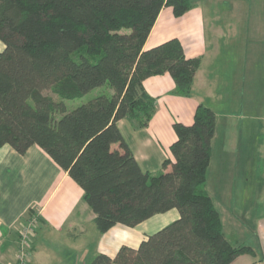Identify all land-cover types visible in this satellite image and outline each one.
<instances>
[{
    "label": "trees",
    "instance_id": "1",
    "mask_svg": "<svg viewBox=\"0 0 264 264\" xmlns=\"http://www.w3.org/2000/svg\"><path fill=\"white\" fill-rule=\"evenodd\" d=\"M165 7L180 17L192 0H0V147L43 148L84 190L101 233L179 212L137 248L99 253L90 264H231L254 254L229 242L205 190L211 107L200 104L191 125L174 124L173 158L164 161L172 168L159 174L141 168L119 128L122 119L147 127L154 116L156 99L143 86L149 77L169 73L175 93L191 94L201 58L187 57L178 38L144 47ZM106 84L112 95L67 109L64 101Z\"/></svg>",
    "mask_w": 264,
    "mask_h": 264
},
{
    "label": "crops",
    "instance_id": "2",
    "mask_svg": "<svg viewBox=\"0 0 264 264\" xmlns=\"http://www.w3.org/2000/svg\"><path fill=\"white\" fill-rule=\"evenodd\" d=\"M217 1L230 5V9L247 11L249 8L246 3L238 6L240 0ZM256 1L259 3L257 10L264 11V0ZM212 4L215 5L214 1ZM204 11L203 6L193 5L184 15L176 17L171 7H165L144 46L149 49L178 38L187 57L201 58L191 94L175 93L176 85L169 73L149 77L143 86L156 99V112L148 126L140 127L129 119L120 120L118 125L144 171L152 174L170 171L172 165L165 168L164 161L173 158L171 145L177 139L174 124L191 125L200 104L211 107L216 113V128L208 175L211 172L214 176L215 157L220 162L224 159V168L222 179L213 184L212 190L206 182L205 190L219 210L229 242L234 246H250L254 251V254L238 256L231 264H264V134L251 132V127H247L250 123L245 121L242 112L245 107L257 105L262 98L264 55L258 42L262 43L264 37L262 31L258 32L259 36L255 31L254 37L249 36L252 44H248L245 37L241 52L229 55L221 54L217 37L218 32L221 33L217 29L222 27L262 29L264 17L261 15V20L254 22L234 20L235 24L212 25L209 34ZM4 47L0 40V52ZM253 205L258 206L253 208ZM168 212L173 218L178 217L175 209ZM35 213L39 214L38 230L29 264H89L99 253L114 256L121 246L130 245L126 242L130 236L141 243L152 235L136 229L147 220L136 227L117 224L101 233L95 224L96 214L84 200V190L43 148L33 145L20 154L10 145H4L0 147V223L3 231L0 264L15 263L20 231ZM244 220L251 221L249 226ZM88 225L96 227L90 241ZM115 230H119L123 240L103 247L104 237ZM94 241L100 242L99 247L89 253Z\"/></svg>",
    "mask_w": 264,
    "mask_h": 264
},
{
    "label": "rangeland",
    "instance_id": "3",
    "mask_svg": "<svg viewBox=\"0 0 264 264\" xmlns=\"http://www.w3.org/2000/svg\"><path fill=\"white\" fill-rule=\"evenodd\" d=\"M213 1H214L215 5L212 4ZM224 1L228 2L231 0H224ZM241 3H246L248 5L249 8L247 9V11H240V10H238V8L230 9V5H222L223 3L221 4L217 0H192V6L194 5L195 7L196 6H198V7L203 6L204 7V9H205L204 12H205V15H206V18L208 21V26H209V29H208L209 34L212 33L211 32L212 28L210 29V27L212 25H216V24L224 25L226 22H229L230 24H235L236 21H234V20H244L246 22L249 20L250 22H254V21H259V19L262 16L264 17V11L259 12L257 10L258 9L257 7L259 5L258 1H256V0H240V3H238L237 5L241 7ZM208 8L213 9V11H209ZM226 9H230V10L226 11ZM251 28L250 27L249 28L241 27L239 29L235 26L227 27V28L222 27V28H218V29L216 28L217 30L221 31V33L218 32V34H217L218 43H220V47H221L220 48L221 54L223 53V55H229V53L233 54V53L238 52L244 45V38L245 37H247L246 38L247 43L252 44V42H250L249 36L251 35V37H252V35H253V37H254L255 31L257 33L258 32L260 33V31H262V35L264 37V24H263L262 29L261 28L251 29ZM226 30H228V31H226ZM123 31L128 32L129 30L123 29ZM239 32H242V35H239L238 34ZM259 33H258V36H259ZM207 36H208V32H207ZM212 36H214V34ZM240 38H242V39H240ZM262 40H263L262 43L258 42V48L261 49V52H262L261 54L264 55V53H263L264 52V39H262ZM240 52L241 51H239V53ZM262 59L264 60V57ZM262 65L264 67V61H263ZM240 75H242V73ZM113 93H114V90L108 84H106L102 87L95 88L94 90L89 92L87 95H85L81 99L66 100L64 102H65L68 110H73L77 106H79L83 103H86L87 101H89L90 99H92L98 95H101V94L112 95ZM44 94L48 95V96H52L55 101L61 100L59 98V96L56 93L52 92L51 90L44 91ZM258 96H259V94H258ZM242 112L245 116V121H247L251 125V126L247 125V127H251V132L255 131V132H259V133L264 134V120H257L259 118H264V88H263L262 98L260 100H258L257 105L245 107V109ZM124 128H125V126H124ZM248 131H249V128H248L247 132ZM260 158L261 157H259L258 159H260ZM212 167L214 168V171H215V172H213L214 176L212 175L211 172L209 173V175L207 173V179H208L207 187L210 188L211 190L213 189V187H212L213 184H216L218 182L219 178L222 179L221 172L224 168V159L222 160V162H220V159L219 158L216 159V157H215L213 160ZM161 172H164V170L157 171L154 174H159ZM241 175H243V173H241ZM205 189H206V186H205ZM219 206H222V205L219 204ZM257 206L258 205H253L252 207L256 208ZM175 211H178V210L175 209ZM178 217H179V214H178ZM177 218H173L172 214L169 212L159 213V214H156L155 216L151 217L150 219H148L147 220L148 222L145 221L146 222L145 224H143L142 226H140L136 229H137V231H140V232L147 231V232L153 234L154 232H156L157 230H160L164 226L170 224L171 222H173ZM244 222L247 223V225L249 226L251 221H248V220L245 221L244 220ZM93 225H95V224H93ZM37 227H38V225H37ZM95 228H92V226L88 225V238L90 237L89 241L92 240L91 238H93L91 233L93 232L92 230ZM117 231H119V230H115L114 232H112V233L108 234L106 237H104L103 247L107 246L108 244L112 245V244L117 243L118 239L123 240L122 235L120 236V234ZM120 242L123 243L125 241H120ZM126 242H128V244H130L128 246L135 247V248L138 247L140 244L137 242L136 238L133 239V238H131V236L129 238H127ZM99 243L100 242H95V244L93 245V248L90 247L91 249L89 250V253H93L95 248L99 247L98 246ZM89 264H90V261H89Z\"/></svg>",
    "mask_w": 264,
    "mask_h": 264
},
{
    "label": "built area",
    "instance_id": "4",
    "mask_svg": "<svg viewBox=\"0 0 264 264\" xmlns=\"http://www.w3.org/2000/svg\"><path fill=\"white\" fill-rule=\"evenodd\" d=\"M38 213L31 215L27 223L22 227L19 235V251L14 264H29L33 254L34 241L38 225ZM3 239V231L0 223V243Z\"/></svg>",
    "mask_w": 264,
    "mask_h": 264
}]
</instances>
